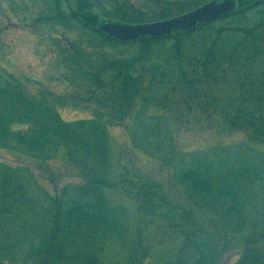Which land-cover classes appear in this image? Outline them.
I'll list each match as a JSON object with an SVG mask.
<instances>
[{"label": "rangeland", "instance_id": "obj_1", "mask_svg": "<svg viewBox=\"0 0 264 264\" xmlns=\"http://www.w3.org/2000/svg\"><path fill=\"white\" fill-rule=\"evenodd\" d=\"M86 1L99 22L121 17L129 22L136 18L153 21L186 12L199 3ZM53 3L0 0V76L54 106L65 120L94 117L109 126L105 129L107 164L101 170L107 179L103 192L110 204L112 228L101 264H264V134L260 133L264 131V16L258 13L259 8L212 23L202 33L206 37L190 36L181 54L198 60L189 65L188 58L182 65L161 58L168 50L162 47L164 43L151 48L121 44L72 22L69 27L53 26L57 20ZM69 6L66 3L63 12L69 13ZM256 28L252 35L249 31ZM210 31L212 36L207 38ZM81 41L85 53L100 58L108 67L102 75L104 83L81 74V70L91 74L102 70L96 65L94 69L76 66L72 72L67 66L65 58H77L80 50L63 48ZM203 44H212V55L196 53L195 48ZM144 53L149 55L138 65V72L145 83L137 99L143 105L137 109L147 112L136 109L131 114L142 119L139 128L145 122L146 129L141 132L137 125L127 127V120L122 119L125 98L111 94H121L123 81L114 80L109 66L116 60L133 62ZM98 84L105 86L96 89ZM153 106L157 111L152 120L140 115L152 113ZM246 115L257 120V127L241 122L235 125L237 116L248 120ZM148 122L159 131L150 132ZM27 127L14 124L12 132ZM6 142L8 147L0 146V163L28 168L50 195L81 181L63 145L52 161L37 166L15 148L12 138ZM88 162L90 172L99 168L91 163V157ZM211 166L216 169L211 177L224 186H229V174L250 171L247 178L251 177L252 194L245 204L237 206L228 196L205 194L192 185L187 174ZM255 170L262 177L257 179ZM242 216L249 217L244 220ZM39 239L36 236L34 244ZM245 246L255 257L242 256ZM133 252L138 253L135 260Z\"/></svg>", "mask_w": 264, "mask_h": 264}, {"label": "trees", "instance_id": "obj_2", "mask_svg": "<svg viewBox=\"0 0 264 264\" xmlns=\"http://www.w3.org/2000/svg\"><path fill=\"white\" fill-rule=\"evenodd\" d=\"M239 1L241 10L245 11L248 10L249 3L254 2V0ZM66 3L70 5L69 13L63 12ZM53 6L56 8V19L59 21L52 22L53 26L65 24L66 27H69L67 24L72 22L84 31L93 32L97 37L117 42L98 31V16L90 11L91 5L86 0H76V3H73L72 0H54ZM120 20L129 21L126 17H121ZM130 21L142 22L145 20L136 18ZM214 22L201 24L192 31H177L170 36L163 37H144L139 41L126 44H147L146 47L150 45L154 47L155 44L164 43L162 47L165 46L168 50L162 55V59L183 65L185 60L190 58L189 65H191L198 60V57L183 56L181 54L183 43L190 36L196 34L206 37L202 34L203 31H207ZM257 31L258 28L249 32L254 35ZM211 36L212 32L210 31L207 33V38ZM258 41L260 42L261 39ZM168 43H172V46L169 47ZM72 45V48H63V50L73 51L76 47L77 50H80L77 58L73 56L65 58L71 72L76 66L94 69L96 65V68H102L101 72L91 74L90 71L82 73L81 70V74L92 76L95 82L104 83L102 75L105 73V69H108L103 66L104 61L85 53V50L82 49V45H84L82 41ZM208 46L204 44L197 46L196 53L212 55L215 48L212 44L210 47ZM148 55L149 53H144V55L134 58L133 62H129L128 59L126 62L116 60L109 66V69L113 70L111 76L114 80L123 81L122 95L111 94V96H124L126 113L122 115L124 117L122 119L127 120V127L137 125L139 128V123L142 120H136V117H133L136 116L135 113L131 114L141 104L137 102V99L145 81L142 82L143 74L138 72V65ZM101 84L100 86L98 84L96 89H103L105 85ZM137 111L147 112L140 109ZM152 111V113L150 111L140 115L148 117L147 120H152L155 117L152 115L157 111L155 106ZM246 117L248 120L237 116L236 118L239 119L235 125L246 123L257 127L255 118L251 115H246ZM14 124H27L28 127L22 131L12 132ZM144 124L145 122H142L141 127L145 130L146 125L144 126ZM142 128H139L141 132H143ZM105 129H109V126L107 123L105 125L100 118L92 117L76 121L63 119L54 106L47 105L29 91L16 86L13 81L5 80L0 76V146L8 147L6 140L12 138L17 143L15 148L23 152L22 155L30 157L37 166H41L44 162L52 161L59 146L63 145L69 151V156L71 155L72 163H74L81 180L74 185H64L61 189H57L53 197L28 168L0 163V264H101L103 246L112 228L110 204L103 192L106 174L101 170L106 166L108 158L107 131ZM148 129L150 132L152 129L155 131L158 130V126H152L150 123ZM260 133L264 134V131L261 130ZM89 157L92 158L91 163L99 165L98 169L95 167V169H91V172L86 167ZM215 170L213 166L205 171L192 170L187 176L191 178L192 185L205 194L211 193L222 198L228 196L237 206L241 203L245 204L246 198L252 194L251 177L248 179L250 171L248 169L247 171L237 170V175L229 174L230 183L228 180L226 181L229 186H224L223 183L211 177V173ZM255 173V176H258L257 179L262 177L260 171L255 170ZM227 209L232 211V208ZM242 217L245 220L249 216ZM239 221L242 222L243 219L240 218ZM36 236H40L38 244H34ZM23 244H28V248L23 247ZM251 251V248L245 246L242 256L252 259L254 253ZM137 255V252L132 253L134 260Z\"/></svg>", "mask_w": 264, "mask_h": 264}, {"label": "water", "instance_id": "obj_3", "mask_svg": "<svg viewBox=\"0 0 264 264\" xmlns=\"http://www.w3.org/2000/svg\"><path fill=\"white\" fill-rule=\"evenodd\" d=\"M234 8V0H213L185 14L155 22L130 24L105 20L98 25V30L124 42L137 41L145 36H168L176 29L192 30L199 23L216 19L231 12Z\"/></svg>", "mask_w": 264, "mask_h": 264}, {"label": "flooded vegetation", "instance_id": "obj_4", "mask_svg": "<svg viewBox=\"0 0 264 264\" xmlns=\"http://www.w3.org/2000/svg\"><path fill=\"white\" fill-rule=\"evenodd\" d=\"M181 1H185V0H181ZM187 1H198L199 2L195 7L189 9V10H192V9L197 8L199 6H202V5L208 3V2H210L212 0H187ZM236 3L240 6L239 0H236ZM239 6H238V9H239ZM258 8H259L258 13L261 16H264V0H254L253 3H249L248 10H246V11L245 10H239L238 14L239 15H244L245 13L250 12L252 10H255V9L257 10ZM237 11H235V12H237ZM232 15L234 16V15H237V14L236 13H232ZM229 16H231V15L228 14L226 16H223V17L219 18V19H228Z\"/></svg>", "mask_w": 264, "mask_h": 264}]
</instances>
